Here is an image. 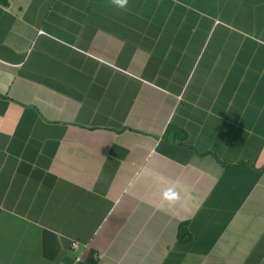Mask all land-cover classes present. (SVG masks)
I'll return each mask as SVG.
<instances>
[{"label":"crops","instance_id":"1","mask_svg":"<svg viewBox=\"0 0 264 264\" xmlns=\"http://www.w3.org/2000/svg\"><path fill=\"white\" fill-rule=\"evenodd\" d=\"M0 264H264V0H0Z\"/></svg>","mask_w":264,"mask_h":264},{"label":"clouds","instance_id":"2","mask_svg":"<svg viewBox=\"0 0 264 264\" xmlns=\"http://www.w3.org/2000/svg\"><path fill=\"white\" fill-rule=\"evenodd\" d=\"M112 6L120 10H126L128 5V0H110Z\"/></svg>","mask_w":264,"mask_h":264}]
</instances>
